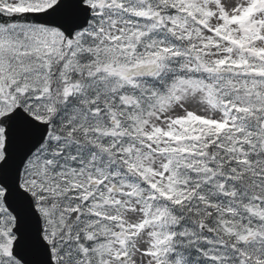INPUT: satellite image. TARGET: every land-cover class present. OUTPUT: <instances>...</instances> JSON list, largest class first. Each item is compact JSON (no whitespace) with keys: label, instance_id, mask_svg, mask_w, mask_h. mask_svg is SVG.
I'll list each match as a JSON object with an SVG mask.
<instances>
[{"label":"snow or ice","instance_id":"obj_1","mask_svg":"<svg viewBox=\"0 0 264 264\" xmlns=\"http://www.w3.org/2000/svg\"><path fill=\"white\" fill-rule=\"evenodd\" d=\"M0 264H264V0H0Z\"/></svg>","mask_w":264,"mask_h":264}]
</instances>
